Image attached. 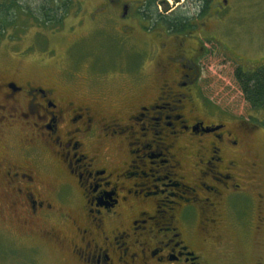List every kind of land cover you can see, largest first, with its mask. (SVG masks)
<instances>
[{
  "label": "flooded vegetation",
  "instance_id": "1",
  "mask_svg": "<svg viewBox=\"0 0 264 264\" xmlns=\"http://www.w3.org/2000/svg\"><path fill=\"white\" fill-rule=\"evenodd\" d=\"M166 1L122 3L126 33H152L155 25L182 38L183 48L198 39L197 20L230 6L188 0L192 14L179 15L181 0L160 11ZM107 10L96 7L85 19ZM182 52L150 78L141 59L145 81L121 115L108 112L104 97L69 89L65 77L40 82L21 70L22 59L0 61V218L8 210L23 231L46 240L48 252L66 250L77 264H264V256L242 254L233 263L205 255L231 218L243 239L247 212L253 232L264 231V187H244L241 161L249 154L237 130L205 109L197 113L199 68Z\"/></svg>",
  "mask_w": 264,
  "mask_h": 264
},
{
  "label": "rangeland",
  "instance_id": "2",
  "mask_svg": "<svg viewBox=\"0 0 264 264\" xmlns=\"http://www.w3.org/2000/svg\"><path fill=\"white\" fill-rule=\"evenodd\" d=\"M41 1L19 0V4L25 9H37ZM51 1L59 7L63 4L64 20L54 26L49 22L46 27L18 11L16 26L21 29L0 41L1 62L14 57L22 59L21 70L40 82L47 81V77H65L69 89L104 97L105 100L100 101L108 103V112L121 115L128 111H123L121 106L130 96L135 97L145 81L146 75L142 74L140 79L136 69L141 59L150 78L154 69L169 56L185 49L187 52L182 54L191 57L199 68L197 91H193L200 106L197 113L205 109L210 113L207 118L223 121L237 130L243 151L249 154L241 161L247 177L244 187H264V108L255 109L247 102L235 78L236 69L251 70L264 63V0H230V6L220 17L211 10L203 19L204 24L200 25L202 19L196 21L194 35L198 39L189 37L183 48L179 44L182 38L169 36L155 25L152 33L129 36L127 21L118 17L121 4L129 0L114 3L109 0ZM51 1L48 5L53 6ZM187 1L181 0L177 6L184 7L178 10L179 15L192 14ZM216 1L219 0L213 2ZM166 3L168 5L161 4L160 11L175 6V0ZM107 6L109 10L93 21L85 19L94 8ZM25 23L27 26H23ZM144 24L151 26L148 22ZM163 44L166 47L161 49ZM2 75L0 73V77ZM247 206L246 211L252 209ZM234 210L231 213L235 214ZM11 215L5 210L4 218H0V264H77L66 250L48 252L46 240L34 231H23ZM245 215L246 220L242 221L248 228L246 238L241 236L242 228L237 219L231 218L229 227L222 228L220 243L213 244L215 240L204 247L209 259L234 263L242 254L252 259L264 256V231L253 232L252 213Z\"/></svg>",
  "mask_w": 264,
  "mask_h": 264
},
{
  "label": "trees",
  "instance_id": "3",
  "mask_svg": "<svg viewBox=\"0 0 264 264\" xmlns=\"http://www.w3.org/2000/svg\"><path fill=\"white\" fill-rule=\"evenodd\" d=\"M50 1L47 0L46 5L45 0H42L37 9L32 7L25 9L24 5L19 4V0H0V41L8 35H16L17 31L21 29L16 26L18 11L30 15L26 17L34 23L43 25L49 22L52 25L56 22L61 23V19L65 18L64 12H60L61 7L52 1L53 6L48 5ZM23 26H27V24L25 23ZM235 78L247 102L255 109L264 108V63L251 70L236 69Z\"/></svg>",
  "mask_w": 264,
  "mask_h": 264
}]
</instances>
